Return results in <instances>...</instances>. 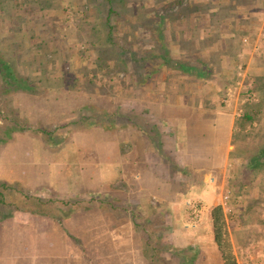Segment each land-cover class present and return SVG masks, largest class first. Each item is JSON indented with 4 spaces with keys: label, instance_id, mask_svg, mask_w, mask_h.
<instances>
[{
    "label": "crops",
    "instance_id": "1",
    "mask_svg": "<svg viewBox=\"0 0 264 264\" xmlns=\"http://www.w3.org/2000/svg\"><path fill=\"white\" fill-rule=\"evenodd\" d=\"M179 1L189 8L180 16L178 9L168 15L171 42H177L170 48L173 60L208 62L209 52L221 56L217 63L232 55L239 59L242 48L225 51L229 40L246 35V13L238 9L239 0H234L236 6L227 8V13L210 9L209 0ZM222 1L216 2L225 9L227 0ZM197 6L199 10H193ZM253 12L248 14L254 16ZM156 17L162 23L160 13ZM199 39L210 45L199 47ZM219 70L217 78L223 76L224 69L219 66ZM161 73L165 75L163 89L155 79L150 94L154 101L148 103L158 121L155 128L163 142L162 151L167 148V152L161 155L152 148L150 157L144 134L139 137L134 132L139 126L116 127L110 121L113 117L88 126L69 119L64 125L71 128L66 127L63 137L55 134L60 130H45L49 119L85 102L81 97L95 105V98L102 96L61 87L56 91L60 94L52 98L62 100L49 101V113L43 106L49 92L19 90V106L36 128L14 130L0 143V183L24 200V207H17L16 199L8 202V208L16 215L24 214L16 221L28 220V226L23 224L28 236H17L11 227L6 250L0 246V264H223L208 213L217 204L230 217L226 229L236 263L264 264V235L245 231L252 226L240 213L246 206L230 200L227 208L222 205L228 178L235 183L229 149L235 128L234 116L210 99L208 90L215 93V79H191L198 84L181 91L175 82L178 72L169 75L166 67H160L158 78ZM105 99L99 107L111 113L107 110L112 98ZM162 161L167 162L165 170L160 168ZM188 209L201 212L208 221H188L184 217ZM8 216L1 218L0 213V221Z\"/></svg>",
    "mask_w": 264,
    "mask_h": 264
},
{
    "label": "rangeland",
    "instance_id": "2",
    "mask_svg": "<svg viewBox=\"0 0 264 264\" xmlns=\"http://www.w3.org/2000/svg\"><path fill=\"white\" fill-rule=\"evenodd\" d=\"M44 1L0 0V63L9 64L15 71L14 78L18 81L17 84L8 85L0 74V143L4 142L14 130L26 128L28 130V126L36 128L35 122H29L19 106L17 94L20 92L19 90H22L20 87L23 89L32 87L40 93L49 92V98L45 97L43 104L49 113L50 109L48 111L47 108L49 101L59 102L62 100V97L52 98V95L60 94L56 91H61L58 90L61 87L62 89L66 86L72 90H79L85 92V95L86 93H96L102 96L95 98V105L81 97L82 101L85 102L73 104L71 110L65 111L54 120L48 118L50 121H47L45 130L49 132L60 130L55 133H60L59 137L64 136L66 129H68L66 127L71 128V125L66 127L64 125L71 121L69 119L79 120L78 125L82 126L83 123H80L83 122L80 118L81 114L93 117L102 111L99 104L104 103L105 96L107 99L112 98L111 109L107 111L116 114L110 120L114 126L121 128L128 124L133 127L137 125L143 130L150 131L151 137L154 136L152 130L155 126L157 127L158 121H156L155 116L151 115L149 108L151 106L148 102L154 101L150 96L152 94L151 89L154 88L153 81L156 79V85L163 89L161 81L164 75L161 73L162 75L158 78L160 71L158 70L156 73L153 65L146 60H149L150 57L155 59V56L161 53V49L158 48L160 45H164L167 51L169 50V55L170 48L177 46L176 41L171 42L169 31H171L170 21L172 19L170 20L168 17L170 11H177L179 8L177 4L173 6L171 0H111V5H108L106 0H47V3ZM216 1L209 0L208 7L220 12L222 5L218 6V3L223 1ZM180 4L183 5L182 11H185V2L181 1ZM238 4V9H244L247 14L243 13L246 35L241 38L238 35L236 40L237 47L235 50L238 49V52L242 48L239 59H234L232 55V57L226 58L224 62L217 63L218 60L216 59L213 64L212 62L210 64L208 61L213 66L211 78L215 79L216 82L215 93L212 89L211 91L208 90V93L211 92L210 99H214L220 110H226L234 117H236L235 111L237 112V108L243 101L250 98L258 99V95L254 94L255 92L251 95L252 97L245 93L252 87V80L262 77L260 75L264 73V65H260L264 57V0H251V2L250 0H239ZM109 6L113 7L115 12L111 14L114 27L109 33L110 37L107 34L109 28L104 26ZM193 10H197L196 7ZM250 10L256 14L254 16L248 14L252 12ZM145 12L151 15L149 19L143 18ZM225 12L227 13V11ZM156 13H160L162 17L161 30L155 24L158 18L152 17ZM230 13L234 15L232 10ZM249 32L250 34H248ZM204 43L202 40L199 41V47L208 45L207 43L204 45ZM122 49L126 50L125 56H121ZM244 50L245 52L248 51V54L245 53L247 55L245 57L243 55ZM132 51L136 53L138 62H134V59L130 58ZM44 52L46 56H44ZM100 52L104 54V61L100 64L103 63L104 65L98 69L93 62ZM142 55H145V58L140 61ZM198 59L193 62L200 63ZM256 62L258 66H256ZM141 64L143 67H138ZM219 66L224 69L221 78L215 76V74H219ZM239 66L243 74L238 79L236 73ZM145 67L150 71L152 70L153 80L149 79L150 83L141 88L136 87L134 85L136 84L135 79L136 81L142 80ZM251 68L253 69L251 70ZM176 72L180 76L179 79L176 78L175 82L181 91L186 90L190 85L198 84V80H191V76H187L188 73L175 70L174 73ZM130 77H133L132 81ZM87 79H92L95 83L89 85ZM28 80L31 81V84L28 83ZM236 80L239 82L237 87ZM217 89L219 90L217 91ZM89 98L93 100L94 96ZM225 98H227L226 101H229L228 105L223 101ZM100 99L103 100L100 101ZM61 127L65 128L59 129ZM254 127L255 130H252L247 125L245 130L251 131V133L232 137L229 149H232L230 162L233 165L231 166L232 171L236 172L234 174L235 183L247 181L252 176V171L246 168V163L251 155L256 153L255 149L259 146L258 141L264 143L262 130L259 127L258 129L256 126ZM134 132L139 133L140 136H138L141 137L140 129L134 127ZM143 137L149 145V148L145 149L148 153L153 147L150 138L145 134ZM164 151L167 152V148H164ZM164 151L162 152L165 153ZM148 155L150 157L152 152H149ZM235 162L238 163V166L234 165ZM162 163L161 170L167 169L165 165L167 162L162 161ZM257 174L254 175L255 178L253 177L249 181V184L243 187L241 193L235 192L233 187L235 183L230 182L233 178H228L230 179L227 184L228 188L224 191L229 193L230 203L236 201L244 206L257 202L262 203L258 205L261 209L258 219L262 220L264 219V190H260L259 185L261 182L263 183V176L260 173ZM0 201L1 218L9 215L0 221V246H5L2 249L4 251L8 245L7 239L11 227H14L13 231H16L17 236H28V231L23 230V224L28 226V220L16 221L20 217L23 218L24 214L22 215L20 212L16 215L13 210L8 208L9 201H14L17 207H24L25 203L20 194H14V192L0 187ZM30 204L34 206L35 202H30ZM186 211L188 213H184V217L188 218V221H208L201 212L192 211V209ZM242 216L243 220L249 221V225L252 224L250 228H245L247 229L245 231L256 236L264 235V220L255 221L256 216L253 214L244 213ZM227 218L230 219L228 214L226 215ZM3 227L4 229H2ZM20 229L22 230L19 231Z\"/></svg>",
    "mask_w": 264,
    "mask_h": 264
},
{
    "label": "trees",
    "instance_id": "3",
    "mask_svg": "<svg viewBox=\"0 0 264 264\" xmlns=\"http://www.w3.org/2000/svg\"><path fill=\"white\" fill-rule=\"evenodd\" d=\"M47 2H48L47 0L44 1V3H47ZM176 2H177V6L181 3L180 1H179L180 2L179 3L178 0ZM176 2L172 1L173 6H175ZM106 3L108 5H111L112 1L106 0ZM224 3L226 4V5H224L225 9H223V7H222L221 13H224L227 10V8H231V7L236 6V3L234 0H227V2H224ZM4 9H5V7H4ZM196 9L199 10L198 7H196ZM178 12H179L178 14L180 16V14L182 13L181 7L178 8ZM114 13H115L114 8L109 6L107 9V14H106V18H105V25H104V26H107L109 28V31H107L108 32L107 34L109 37H110V34H109L110 31L114 27V25L112 24V19H111V14H114ZM150 16L151 15H149L145 12L143 18L149 19ZM156 18L157 17L155 15L154 19H156ZM155 24L157 26H159V28L161 27V21L160 20L156 19ZM160 30H161V28H160ZM91 31H93V30H91ZM162 32H163V30H162ZM213 38H217L216 33L213 34ZM200 40L201 39H199V41ZM236 40H237V37L234 38L233 40H229L227 42L228 47L225 50L226 52L231 53L232 50L236 49V47H237V41ZM208 44L210 45V43H208ZM204 45H205V43H204ZM158 48L161 49V53H159L157 56H155V59L150 57L149 60L148 59L146 60V62H148L149 64L151 63L153 65V68H155L156 73L158 72V70L160 71V67H166V71L169 75L174 74V72H172V71L177 70L180 72L188 73V75L191 76V79L198 78V77L210 78L212 76V73H213V66L210 65L211 62L213 64V62H215L216 59L222 60L220 55L217 56V54L215 52H209V56H208L209 60L208 61L210 62V64L204 60L202 61V63H193L192 61L186 63V62L179 61V60L175 61L172 59V56H170L168 54L169 50L167 51V49L164 45H160V47H158ZM199 49L200 48H198V50L195 52L199 53ZM103 51H106V50H103ZM45 54L46 53L44 52V56H46ZM103 55L104 54H102V52H100L95 57V61L93 62L94 65L98 69H101L102 65H104L103 63L100 64V62L104 61ZM125 55H126V50L122 49L121 56H125ZM144 56L145 55H142V57L140 58V61L145 58ZM130 58L132 60L134 59V62H138V57H136V53L134 51L131 52ZM156 61H157V63H156ZM198 61H200V60L198 59ZM138 67L141 68V67H143V65L141 64ZM146 67L144 69V73H143L144 76H142V80L136 81V79H135L136 84H134V85L136 87L141 88L145 84L150 83V80L152 79V72H151L152 70L150 71V69H147ZM14 72H15L14 69H12V67L9 66V64L8 65L6 63L4 64V62L0 63V74L2 75V78L6 84H8V85L9 84L10 85L15 84V83L17 84L18 81L13 76ZM147 74H148V76H147ZM160 75H162V74H160ZM87 82L89 83V85L95 83L94 80H92V79L91 80L87 79ZM28 83L31 84V81L28 80ZM224 87H226V86H224ZM20 89H23V88L20 87ZM81 89L83 90V88H80V90ZM34 91H35V89H32V87L28 88V92H34ZM249 92H250V95H252L255 92L254 94L258 95V99L255 100V99L250 98V99L243 101L241 103V105H240L241 113L238 116L234 117V122H233V125L235 128L233 136H235V137L236 136L237 137L243 136V135H247V134L251 133V131L245 130V127L247 125H249V128L252 130H255L254 126H256V129H258V127H259L262 130V133L264 135V76L257 77L255 80H252V87L249 88ZM115 115H116L115 113H107L104 111H100V112L96 113L94 117H92L91 115L87 116V115L81 114L80 118L82 119L83 122H80V123H83L84 126H88V125H91L94 122V120L109 118V117L111 118ZM73 121L76 124L79 123V120L74 119ZM254 122H255V124L253 125ZM140 131L143 134L147 135L148 138H150V142H151L154 150H156L161 155H163V152H162L163 142L161 140V136L159 134V131L154 128L152 130L154 132V136H152V137L150 135V131L143 130L141 128H140ZM45 132L46 131H44V133ZM46 133L48 134V132H46ZM258 144H259V146L255 149L256 153L251 155V157L248 159V161L246 163V168L252 171V174H251L252 176L249 177L247 181H242L241 183H236L237 186H236V184H234L233 187H234V190L236 193L237 192L241 193L240 192L241 189L246 184H249L250 183L249 181L252 180L253 177L255 178L254 175H258L257 173H260L263 176V183L261 182L259 187H260V190H262V191L264 190V143H261L260 141H258ZM174 165L178 169H180V170L182 169L179 162H175ZM0 187H2V188L4 187V188L8 189V187L5 186L3 183H0ZM260 204H262V203L257 202V203L250 204V205L246 206V208L242 211V215H243V212L247 213V214H253L256 216V219H254L255 221H263L264 219H262V220L258 219V217L260 216L259 213L261 210L260 206H258V205H260ZM0 205H1V201H0ZM208 213H209V219H210L211 227H212L213 241H214L215 245L217 246V249L220 252V255H221L222 260H223V264H237L235 256H234L233 251H232V246H231V243H230V240L228 237V232L226 229V215L223 212L222 206L217 204V205L211 207L208 210Z\"/></svg>",
    "mask_w": 264,
    "mask_h": 264
},
{
    "label": "built area",
    "instance_id": "4",
    "mask_svg": "<svg viewBox=\"0 0 264 264\" xmlns=\"http://www.w3.org/2000/svg\"><path fill=\"white\" fill-rule=\"evenodd\" d=\"M242 74H243V72H242V69H241V67L239 66L238 68H237V73H236V75H237V78L239 79L241 76H242ZM237 81V80H236ZM235 81V82H236ZM237 86H239V82L237 81L236 82V87ZM246 95H248L249 97L251 96L250 95V92H249V89L246 91V93H245ZM227 100V98H225V100H223L227 105H228V102L229 101H226ZM241 113V109H240V107L239 108H237V112L235 111V115L236 116H238L239 114ZM229 198H230V196H229V193L228 192H225V194L223 195V197H222V205L224 206V207H228V203H229Z\"/></svg>",
    "mask_w": 264,
    "mask_h": 264
}]
</instances>
